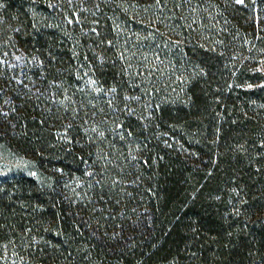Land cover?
I'll return each instance as SVG.
<instances>
[{"label":"trees","instance_id":"16d2710c","mask_svg":"<svg viewBox=\"0 0 264 264\" xmlns=\"http://www.w3.org/2000/svg\"><path fill=\"white\" fill-rule=\"evenodd\" d=\"M0 168V263L264 264V0H0Z\"/></svg>","mask_w":264,"mask_h":264},{"label":"rangeland","instance_id":"374dc122","mask_svg":"<svg viewBox=\"0 0 264 264\" xmlns=\"http://www.w3.org/2000/svg\"><path fill=\"white\" fill-rule=\"evenodd\" d=\"M15 63H16V64H22V63H23V58H21V57L19 56V57L15 60ZM14 165L17 166V169H18V168H22L21 166H24V165H21V164L18 163V162H15ZM2 168H5V167L3 166ZM2 168H0V172H1V173L4 172ZM1 173H0V174H1ZM12 262H14V261H12ZM12 262H11L10 264H12ZM0 264H6V263H2V262H1ZM18 264H22V263L19 262Z\"/></svg>","mask_w":264,"mask_h":264},{"label":"snow or ice","instance_id":"6c2138e0","mask_svg":"<svg viewBox=\"0 0 264 264\" xmlns=\"http://www.w3.org/2000/svg\"><path fill=\"white\" fill-rule=\"evenodd\" d=\"M235 2L238 3V4H243L244 0H235Z\"/></svg>","mask_w":264,"mask_h":264}]
</instances>
